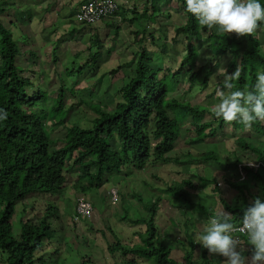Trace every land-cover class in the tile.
Instances as JSON below:
<instances>
[{
    "label": "trees",
    "instance_id": "1",
    "mask_svg": "<svg viewBox=\"0 0 264 264\" xmlns=\"http://www.w3.org/2000/svg\"><path fill=\"white\" fill-rule=\"evenodd\" d=\"M177 1L179 7L175 11L185 13L186 22L174 28L172 40L177 42L179 38V41L184 42L185 55L178 64L174 62L176 56L170 52V45L165 41L167 34L162 29L155 28L161 33L158 39L154 32L149 34L159 51H150L141 46L148 32L146 28L135 32L136 38L141 35L140 50L134 52L132 60L112 69L110 74L132 67L133 72L118 90L119 99L109 95L106 89L104 94L106 97L109 95L108 99L91 105L96 117L91 121L89 128L79 123L67 125L69 112L73 108L67 106L68 94H74L77 90L83 80L81 76L72 88L68 87L61 76L60 85L53 92H48L45 87L38 85L39 78L35 73L39 70H35L43 63L42 56L33 47L29 34L23 33L28 37V59H39L37 62L33 61L35 70L28 67L27 76L26 68L19 64L21 46L3 22L5 20L1 15L6 10L0 5V110L7 114L6 119H0L1 264H60L52 254L46 256L45 249L46 244L59 235L53 223L60 220V209L47 202L42 209V216L29 217V211L32 212L35 205L29 204L30 196L65 192L70 185L68 174L74 171L76 180L71 187L75 191L89 193L109 183V177L114 175H129L132 170L146 171L172 161L180 163L171 158V154L183 135V129L194 134L189 141L192 145H209V140H219L227 132L235 136L234 143L238 150L235 148V161L230 164L237 168L241 166L251 183L240 181V178H226L227 185L235 194L230 202L221 197L219 200L224 210L233 216V223L239 225L245 210L256 197L264 200V139L256 143L254 139L243 135L245 132H251L264 137V122L257 121L251 128H245L239 121L227 124L215 117L212 107L192 104L179 96L181 90L188 93L196 86L203 92L208 90L211 78L221 67V61L227 63L225 69L228 74L233 73L238 65L241 66L242 73L240 79L235 82L236 89H251L257 71H264V24H261L254 35L247 37L224 35L215 28L211 31L201 29L196 19L185 12L184 0ZM151 2L146 5L138 20L154 23L163 17L162 10L169 8L166 5L168 2ZM260 2L264 4V0ZM149 5L151 8H148ZM170 17L168 14L167 18ZM135 20L136 18L131 22ZM86 30L89 29H72L64 38L67 37V41L82 39ZM101 44V39L96 36L88 47V59L78 69L65 68V76L72 78L76 73L81 75L88 68L92 73L100 69L97 64L100 51H94ZM57 45H61L59 39L51 54L55 62L58 59ZM202 48L204 52L209 53L204 63L199 62ZM107 52L111 54L113 51L110 49ZM159 52L160 60L165 62L170 59L173 67L155 66ZM29 73L32 75L29 76ZM221 83L217 84L216 89L222 87ZM86 90L92 92V89ZM215 93L216 90H213L208 97L213 98ZM81 102L83 101L79 104ZM58 127L66 130L64 138L61 139V146H56V141L51 138V131ZM239 132L242 135H236ZM246 154L250 156L249 162L260 164L259 167L242 162ZM201 155L202 161L213 162L217 166L223 165L213 149ZM226 165L225 169L228 168ZM214 183V179L206 178H202L199 185L190 179L182 180L172 183L166 192L176 198H182L184 209H189L194 206L190 192H200ZM221 187L216 183L213 192L220 196L223 190ZM116 190L120 201L119 191ZM79 198L88 200L84 196ZM136 198L143 201L140 195ZM159 201L158 198L144 206L148 211L147 217L131 218L129 211L124 212V221L144 229H138L133 234L138 237L136 243H124L125 241L116 237L115 242L108 246V252L115 258L114 264H141V261L152 264V260L155 264H180L172 258L174 249L164 242L160 233L157 224ZM18 204H22L24 216L27 211L29 214L28 218L22 221L20 234L15 237L12 234V221ZM196 206L208 219L215 214V211L202 204ZM194 235V226L187 221L184 241L176 242L181 247L184 264H223L224 259L209 255L206 249L196 243ZM239 238L244 242L242 245L253 252L252 246L246 242V237ZM58 253L56 250L55 255ZM87 256L89 255L76 258L73 264H96L91 256ZM144 262L142 264H146Z\"/></svg>",
    "mask_w": 264,
    "mask_h": 264
},
{
    "label": "rangeland",
    "instance_id": "2",
    "mask_svg": "<svg viewBox=\"0 0 264 264\" xmlns=\"http://www.w3.org/2000/svg\"><path fill=\"white\" fill-rule=\"evenodd\" d=\"M5 1L8 3L4 4ZM155 1H157L158 4H165L168 2L166 5H168L169 8H164L162 10L163 17L159 18L154 23L149 21L145 23L143 20L136 19L134 23H132L134 27L129 26L127 29V26L124 25L126 30L124 29L117 39L114 37V28L111 34L104 33L102 35L103 45L96 47L94 51H100L99 60L97 62L100 69L92 73L88 68L81 75L76 73L72 78L65 76V68L78 69L79 66L83 65L88 59V47L94 40L90 41L88 30H86L87 32L84 34L85 39H83V41H67V37L64 38L67 36V32L81 27L76 23V19H59L56 18V16L47 18L48 27L45 36H39L37 39L34 38L35 41L32 42L33 47L38 50L42 56L41 59L43 62L38 66L39 68L36 69L33 61L37 62L39 59H28V37L23 35V33L28 35V0H0V5L2 4L1 8L6 10L5 13L1 15L4 19L6 18V24L8 25L11 20L18 24V26H7V28H11L9 30L13 33L14 37L18 39L19 46H21L22 54L20 55L19 64L21 63L23 67L26 68L27 76L28 67L34 70L36 69L35 71L39 70V72L35 73L38 74L39 78L37 83L45 87L48 92H53L59 87L61 76H63L68 87L71 88L76 84V81L80 80L78 77L81 76L83 80L79 87L76 88L77 90H73L74 94H68L69 99L67 106H73V108L69 112L67 125L70 126L79 123L81 126L89 128L91 127V121L96 117V113L92 111L91 105L100 103L104 101L105 98L108 99L109 95L115 96V99H119L120 96L117 94L118 90L124 85L125 81H127L128 77L133 72L132 67V69L123 68L115 74H110L112 69H116L120 64L128 63L132 60L134 52L140 50L141 41L139 40L141 39V35L136 38L127 30L134 28V32H136L142 28H146L148 32L144 36L146 38L144 42H141V46L143 45L150 51H159L158 48H156V44L152 42L149 34L151 31L154 32L156 39H158L161 33L159 30H155V28L162 29L167 34L165 41L170 45V52L176 56L174 62L178 64L182 56L185 55L184 42L179 41V38H177V42L172 40L174 37V28L186 22L185 13L175 11V9L179 7L177 0ZM144 4L145 0H140L139 3H137V7L142 10L144 9ZM168 14L171 15L170 18H167ZM132 15L133 14H129L128 18H132ZM128 23L130 22H127V24ZM83 27L86 26H82L81 28ZM29 37L33 39L32 37H35V35L29 32ZM113 37L114 40L116 39L115 41L111 40ZM58 39L61 45H57L58 59L55 62L51 54L53 48L56 47ZM110 49L113 51L111 54L107 52V50ZM204 51L205 50L202 48L199 59L200 63H204L209 54L208 51ZM157 57L158 59L155 62L157 68L165 66L173 67V63H171L170 59H167L165 62L160 60V52L156 55V58ZM226 64L225 61H221V67L219 68H226ZM31 73H29V76L32 75ZM215 76V78L211 79L210 87L205 92H203L199 86H196L188 93L185 90H181L179 96L182 100L192 104L212 107L217 100H215V96L209 98L208 95L213 90H216L217 84L223 80V77L217 75V73ZM34 79L36 78L34 77ZM86 89H92V92L90 93ZM105 90L109 94L107 97L104 94ZM80 101L83 102L79 104ZM65 133L66 130L63 127H58L51 131V138L56 141V146L62 145L61 139L64 138ZM236 135L240 136L242 133L239 132ZM243 135L248 139H254L256 143L264 139V137L251 134V132H245ZM193 136V133H189L183 129V135L177 143L175 151L171 154V158L177 159L180 163L172 161L155 168H149L146 171L132 170V173L129 175H114L109 177V183L89 193L75 191L71 187V184L76 180V172L74 171L68 174L70 185L65 192L56 195L40 196L34 194L30 196V200H28L29 204L35 205L32 212L31 210L29 211V217L35 215L42 216V209L47 202L55 204L60 209L61 218L59 221H54L53 223V227L59 232V235L55 240L46 244V256L52 254L60 264H73L74 260L80 258L82 255L91 256L96 264H114L115 258L108 252V246L115 242L116 237L121 238L125 241L124 243L132 244L134 241L136 243L138 242V237H135L133 234L137 232L138 229H144L142 226L134 227L128 223V221H124L122 219V217L125 216L124 212L129 211L128 215L131 218L141 216L147 217L148 211L144 206L159 198L157 224L160 233L163 235L164 242L174 249L172 251V258L180 264H184L181 247L176 242L177 240L184 241L185 239V223L188 221L193 224L194 236L196 237V234L202 230L208 220V218L197 210L196 205L202 204L217 213L223 208L219 197L230 202L232 196L235 194L233 190L226 188L228 186L226 178L227 180H239L240 178V181L251 183V180L246 177V173L242 171L241 166L237 168L230 164L235 161L234 153L236 146L234 143L235 136L233 134L227 132V134H223L219 140H209L207 142L210 143L209 145L190 144V138ZM212 149L216 152L220 163L223 165L217 166L213 162H205L200 159L202 156L201 154L212 151ZM236 150H238V148H236ZM249 158L250 156L246 154L242 162H249ZM184 162H189V164H183ZM224 165L228 168L225 169ZM202 178L214 179L215 183L200 192L191 191V199L194 206L189 209H184L182 198H176L172 194L166 192L167 187L174 182L190 179L199 185L201 184ZM216 183L221 184V188H223L220 196L213 192V187ZM111 188H116L119 191L120 201L117 204H112L110 199L109 191ZM139 195L143 198V201L136 198ZM82 196L86 197L92 203L94 213L90 219H79V221L74 222L76 201ZM181 208L183 209L181 210ZM27 210L28 206L26 207V211ZM29 212L27 211V215L24 216L22 204H18L12 221L13 236L17 237L20 234L22 221L26 219ZM56 250L59 251L58 255H55ZM237 251L246 258L247 264L253 252L242 244L237 246ZM115 257L118 258V256ZM213 257L219 259L222 256L213 255ZM222 258L225 259L224 257ZM143 262L144 261H141V264ZM150 262L155 264L153 260Z\"/></svg>",
    "mask_w": 264,
    "mask_h": 264
},
{
    "label": "clouds",
    "instance_id": "3",
    "mask_svg": "<svg viewBox=\"0 0 264 264\" xmlns=\"http://www.w3.org/2000/svg\"><path fill=\"white\" fill-rule=\"evenodd\" d=\"M184 6L185 12L196 19L201 29L211 31L215 28L224 35L252 36L264 24V4L260 0H184ZM241 73L239 65L231 74L224 67L218 69L217 75L223 80L222 87L216 89L217 102L212 106V112L227 124L239 121L245 128H251L257 121L264 122V71H257L251 89H236L235 82L240 79ZM6 118L7 114L0 110V119ZM247 164L254 167L260 165L254 162ZM112 189L115 188L110 191ZM79 219L90 218L77 219L75 206L73 221ZM235 233H243L246 242L253 248L247 264H264V200L256 197L245 210L239 225L233 223V216L222 208L209 217L195 240L209 255L224 257L223 264H246V258L237 251V246L244 242Z\"/></svg>",
    "mask_w": 264,
    "mask_h": 264
},
{
    "label": "crops",
    "instance_id": "4",
    "mask_svg": "<svg viewBox=\"0 0 264 264\" xmlns=\"http://www.w3.org/2000/svg\"><path fill=\"white\" fill-rule=\"evenodd\" d=\"M86 1L87 0H28V12H29L28 34L30 32L35 35V37H32L33 38L32 42L35 41L34 38L37 39L39 36H45L48 27L47 18L56 16V18L59 19L60 18L74 19L81 5L86 3ZM113 1L117 2L119 5V10L114 16H111L108 19L102 20L101 22L91 26L90 25L87 26L85 24L82 25L76 21V23L79 24L81 27L86 26L87 29H89L88 34L90 36L89 39H91L90 41H92L93 39L95 40L96 36H98L101 39L102 42L101 45H103L102 35L104 33L111 34L113 28H114V37H116L117 39L119 34L125 29L124 25L127 26V29L129 26L134 27V24H132L134 22H131L132 19L135 18L137 19L139 16H141L146 8V5L151 2V0H145V4L143 6L144 9L140 10V8L137 7V3H139L140 0H113ZM5 3L8 2L5 1L4 4ZM148 8H151V5H149ZM129 14H133L131 16L132 18H128ZM3 22L6 24V20ZM127 22H130L128 23L129 25L127 24ZM146 22L147 21H145V23ZM6 26L13 27V26H18V24L17 22L14 21L12 22L11 20L9 21L8 25L6 24ZM81 27L75 29L80 31V29H82ZM127 31L134 36L135 33L134 28H131ZM114 37L111 38V40L115 41L116 39L114 40ZM83 39H85V36H83V38L79 40L83 41ZM252 184H254V182ZM226 188H229V186H227Z\"/></svg>",
    "mask_w": 264,
    "mask_h": 264
},
{
    "label": "built area",
    "instance_id": "5",
    "mask_svg": "<svg viewBox=\"0 0 264 264\" xmlns=\"http://www.w3.org/2000/svg\"><path fill=\"white\" fill-rule=\"evenodd\" d=\"M118 10L119 5L113 0H87L86 3L81 5L78 13L75 15V19L77 22L84 23L85 25H94L115 15ZM110 196L112 203L116 204L119 200L117 190L112 189ZM92 215V204L84 198H79L76 205V218H91ZM234 235L245 236L243 233H235Z\"/></svg>",
    "mask_w": 264,
    "mask_h": 264
}]
</instances>
